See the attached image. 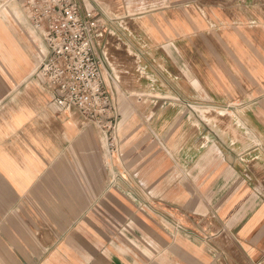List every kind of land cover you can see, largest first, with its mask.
Here are the masks:
<instances>
[{
    "label": "crops",
    "instance_id": "obj_1",
    "mask_svg": "<svg viewBox=\"0 0 264 264\" xmlns=\"http://www.w3.org/2000/svg\"><path fill=\"white\" fill-rule=\"evenodd\" d=\"M72 1L108 29L115 148L0 0V264H264V0Z\"/></svg>",
    "mask_w": 264,
    "mask_h": 264
},
{
    "label": "built area",
    "instance_id": "obj_2",
    "mask_svg": "<svg viewBox=\"0 0 264 264\" xmlns=\"http://www.w3.org/2000/svg\"><path fill=\"white\" fill-rule=\"evenodd\" d=\"M25 6L44 33L49 53L39 71L55 90V100L102 125L115 148L119 114L108 86L115 77L99 53L108 29L97 14L72 0H25Z\"/></svg>",
    "mask_w": 264,
    "mask_h": 264
},
{
    "label": "bare ground",
    "instance_id": "obj_3",
    "mask_svg": "<svg viewBox=\"0 0 264 264\" xmlns=\"http://www.w3.org/2000/svg\"><path fill=\"white\" fill-rule=\"evenodd\" d=\"M205 144V143H204Z\"/></svg>",
    "mask_w": 264,
    "mask_h": 264
}]
</instances>
